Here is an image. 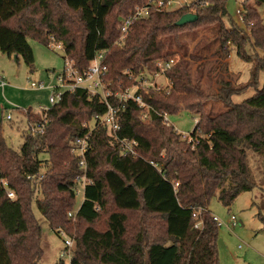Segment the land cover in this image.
I'll return each instance as SVG.
<instances>
[{"label":"trees","instance_id":"obj_1","mask_svg":"<svg viewBox=\"0 0 264 264\" xmlns=\"http://www.w3.org/2000/svg\"><path fill=\"white\" fill-rule=\"evenodd\" d=\"M147 1L0 0V52L21 57L30 71L34 55L28 38L45 46L62 44L63 58L73 60L79 71L103 51L102 77L113 90L129 87L130 73L154 72L157 60L182 51L165 70L169 89L136 91L145 106L109 97L118 122L114 136L96 118L106 104L82 88L63 92L46 111L43 133H23L18 150L7 145L0 126V181L14 193L10 198L0 184V264H39L42 222L32 211L33 202L53 230L72 234L75 229L70 264H218V226L209 202L216 196L229 206L252 190L256 181L249 150L264 155V82L258 88V75L264 74L259 13L264 0H239L248 31L227 14V0H197L134 20L121 39L122 21ZM185 13L197 19L177 26ZM201 29L214 31L222 58L231 46L239 58L253 61L246 84L222 80L218 93L210 95L193 81L188 60L201 56L188 53L181 37L191 31L195 38ZM251 85L253 95L232 102L234 94ZM212 97L223 102V110H205ZM181 111L199 118L187 138L163 120L164 113ZM24 114L29 122L41 120L31 108ZM88 123L87 183L72 224L74 178L82 169L70 149ZM120 139L136 141V155L124 153ZM256 215L264 222V213ZM198 219L202 223L195 227Z\"/></svg>","mask_w":264,"mask_h":264},{"label":"rangeland","instance_id":"obj_2","mask_svg":"<svg viewBox=\"0 0 264 264\" xmlns=\"http://www.w3.org/2000/svg\"><path fill=\"white\" fill-rule=\"evenodd\" d=\"M197 0H178L169 6V9H176L184 3H192ZM241 10L239 0H227V14L236 21L245 31L248 29L242 24L238 15ZM259 13L264 19V7H259ZM184 33L181 37L186 44L188 53H198L199 60H188L190 62L191 76L194 82L198 83L205 93L216 95L220 88V81H230L232 85L239 86L246 84L253 70V61L247 62L236 55L234 47H229V56L222 58L217 52L218 40L214 31L210 29L197 30V35L192 38L190 32ZM33 50L34 62L33 71L24 64L21 57L12 55L8 57L0 52V77L10 84L4 91H0V126L8 146L18 150L23 142V133L26 132L25 122L17 121L19 113L16 107H25L28 102L32 108L37 109L39 105H47L48 89H32L29 87L30 80H37L38 76H49L47 83L53 82V71H59L64 65L63 50L55 49L53 46H45L38 41L28 38ZM257 51V50H256ZM182 51L177 50L173 57L177 60ZM261 53V51L259 52ZM258 88L264 82V74L258 75ZM7 84V85H8ZM169 89V88H167ZM253 85L241 90L231 97L232 102H240L255 92ZM204 103L206 111L216 113L224 109V104L219 99L212 97ZM11 115V119L6 116ZM195 114L188 111H181L175 115H169L168 120L182 133V138H187L193 129L196 118ZM198 118V117H197ZM93 123V121H91ZM249 166L256 186L250 190L240 193L229 205H223L216 196L212 197L208 208L213 215L222 221H227L231 214L236 217L237 225L218 226L217 235V257L218 264H264V222L257 217V211L264 213V155H259L249 150ZM83 200V188L78 187L75 205L71 212L78 209ZM32 211L35 217L42 222L41 247L42 255L39 264H55L60 259L64 264H70V254L65 251L64 240L70 238L74 246L75 229L72 234H61L53 230L37 210L35 203H32ZM69 211V212H70ZM76 220L71 217V223ZM71 248V249H72Z\"/></svg>","mask_w":264,"mask_h":264},{"label":"built area","instance_id":"obj_3","mask_svg":"<svg viewBox=\"0 0 264 264\" xmlns=\"http://www.w3.org/2000/svg\"><path fill=\"white\" fill-rule=\"evenodd\" d=\"M178 2V0H148L146 3L136 6L132 12V14L122 21L120 26L121 36L126 34L128 27L130 24L140 18L147 17L152 11H162V10H172L169 9V6ZM189 3H184L183 5H188ZM182 6V5H181ZM180 7V6H179ZM238 15L240 16V10L238 9ZM241 17V16H240ZM53 46L55 49H62L64 52V48L62 44L58 42H51L49 44ZM103 51H97L94 55V58L89 62L88 67L79 71L74 66V61L68 57L64 59V65L61 70L53 71V82L47 83L46 80H30L29 87L32 89H48L47 96V105H39L37 113L40 115L41 120L29 122L26 128V132L31 135L42 134L47 123L46 119V111L56 102H58L62 96V93L65 91H72L76 88H82L88 91L91 95H97L101 101L106 104V111L103 114L96 116L99 124L105 125L108 129L110 135L114 136L116 130L118 129V122L116 118V109L109 101V97L117 99L118 101H126L131 99L135 103H137L140 107L145 106L140 96L136 94L138 89H157V90H167L170 87L169 80L165 75V70L170 68L174 62V57H169L162 60H157L155 65L157 66V70L154 72H149L147 70H143L138 74L130 73V76L133 79V83L124 89H111L109 87V83L106 82L102 74L106 70L105 65L103 64ZM4 82L1 81V85ZM167 114H163V120L166 123L171 122L168 120ZM145 114H143V118H145ZM7 118L10 119L11 115H7ZM199 118L196 117V122ZM85 125V124H83ZM92 129V124L88 123V131H86L83 135L78 136L74 139L71 145V153L78 158V165L82 169V173L75 176L74 178V190L75 193L78 191V187L81 186L84 189L85 184L87 183V178L85 174L86 170V162H85V153L88 150V137ZM189 136V135H188ZM120 143L123 147L124 153H129L131 155H136L135 144L136 141L128 140V139H120ZM0 184L2 187L7 189V182L5 180H1ZM7 195L10 198L14 197V193L11 190L7 189ZM76 214V210L73 212H68L70 217H74ZM194 217H197L196 214H193ZM213 219L216 222L217 226L222 225H230L235 227L237 225L236 217L231 214L227 221L220 220L217 216L213 215ZM201 219H198L194 226L199 227L201 225ZM61 234H65L63 231H59ZM65 251H68L70 254L73 241L68 237L64 240ZM71 257V254H70Z\"/></svg>","mask_w":264,"mask_h":264},{"label":"crops","instance_id":"obj_4","mask_svg":"<svg viewBox=\"0 0 264 264\" xmlns=\"http://www.w3.org/2000/svg\"><path fill=\"white\" fill-rule=\"evenodd\" d=\"M3 54V53H2ZM17 61H18V57H17ZM2 77V76H1ZM0 77V91L2 92V89H3V91H4V89L7 87V86H9L10 84H8V82L7 81H5V79H3V78H1ZM46 79H49V76L47 75V74H45L44 75V77H42V76H38V79L37 80H46ZM1 81L2 82H4V84L3 85H1ZM8 84V85H7ZM32 103L33 102H28L27 103V106H25V107H16L15 109L17 110V112L19 113V116H18V122L19 121H21V122H25V124H26V128H27V125H28V123H29V121L27 120V117L25 116V114H24V112H25V110L27 109V108H31L32 109V111L34 112V113H36L37 114V111H38V108L37 109H33L32 108ZM7 117V116H6ZM11 119V118H10Z\"/></svg>","mask_w":264,"mask_h":264},{"label":"water","instance_id":"obj_5","mask_svg":"<svg viewBox=\"0 0 264 264\" xmlns=\"http://www.w3.org/2000/svg\"><path fill=\"white\" fill-rule=\"evenodd\" d=\"M196 19L197 15L195 13H185L175 22V24L181 26L186 23L194 22Z\"/></svg>","mask_w":264,"mask_h":264}]
</instances>
